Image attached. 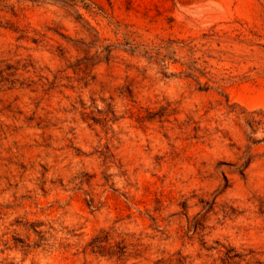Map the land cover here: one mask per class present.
Returning a JSON list of instances; mask_svg holds the SVG:
<instances>
[{"label":"clouds","instance_id":"1","mask_svg":"<svg viewBox=\"0 0 264 264\" xmlns=\"http://www.w3.org/2000/svg\"><path fill=\"white\" fill-rule=\"evenodd\" d=\"M0 264H264V0H0Z\"/></svg>","mask_w":264,"mask_h":264}]
</instances>
